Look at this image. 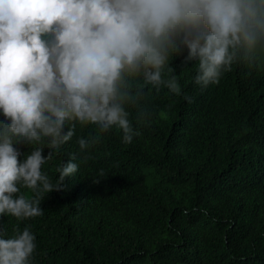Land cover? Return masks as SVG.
Returning <instances> with one entry per match:
<instances>
[{"label":"trees","instance_id":"1","mask_svg":"<svg viewBox=\"0 0 264 264\" xmlns=\"http://www.w3.org/2000/svg\"><path fill=\"white\" fill-rule=\"evenodd\" d=\"M186 54L169 62L179 94L132 77L130 143L115 126L76 129L42 165L53 181L70 155L79 165L43 214L0 215L5 237L35 234L31 264H264V51L203 87ZM77 137L96 143L85 154Z\"/></svg>","mask_w":264,"mask_h":264},{"label":"clouds","instance_id":"2","mask_svg":"<svg viewBox=\"0 0 264 264\" xmlns=\"http://www.w3.org/2000/svg\"><path fill=\"white\" fill-rule=\"evenodd\" d=\"M185 50L194 81L217 83L264 51V0H0V215L43 214L41 199L79 165L70 155L55 181L42 165L76 129L115 126L130 143L139 134L125 109L139 98L132 77L179 94L169 62ZM77 143L87 154L96 137ZM35 248L29 227L8 237L0 229V264H31Z\"/></svg>","mask_w":264,"mask_h":264}]
</instances>
